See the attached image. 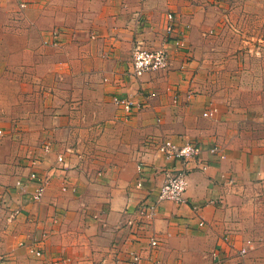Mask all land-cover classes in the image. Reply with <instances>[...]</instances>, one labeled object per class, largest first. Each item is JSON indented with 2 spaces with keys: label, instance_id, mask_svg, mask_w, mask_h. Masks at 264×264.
<instances>
[{
  "label": "crops",
  "instance_id": "1",
  "mask_svg": "<svg viewBox=\"0 0 264 264\" xmlns=\"http://www.w3.org/2000/svg\"><path fill=\"white\" fill-rule=\"evenodd\" d=\"M221 1L0 0V75L10 90L4 110L35 115L39 108L24 112L12 102L38 100L48 87L52 101L42 107L49 139L33 167L11 181L21 177L25 186H0L6 264H127L133 249L139 264H264V118L252 129L237 118L250 107L215 100L197 47L203 21ZM168 11L192 49L176 48L167 36ZM138 41L166 46L169 67L131 76ZM114 95L140 108L127 115ZM213 106L214 116L203 115ZM167 137L202 143L207 167L190 172L185 202L163 200L152 217L142 216L140 201L156 197L172 165L158 151ZM215 145L224 157L210 153ZM31 170L50 176L37 201L26 198L36 187ZM16 207L21 212L10 220ZM30 243L42 255L31 253Z\"/></svg>",
  "mask_w": 264,
  "mask_h": 264
},
{
  "label": "rangeland",
  "instance_id": "2",
  "mask_svg": "<svg viewBox=\"0 0 264 264\" xmlns=\"http://www.w3.org/2000/svg\"><path fill=\"white\" fill-rule=\"evenodd\" d=\"M221 2L217 5L219 10L203 21L198 52L213 83L215 100L226 108L250 107V115L237 118L256 129L257 121L264 118V0ZM188 44L193 46L190 41ZM6 91L10 90L0 75V186L13 187L14 176L33 167L35 159L31 158L49 139L48 117L42 107L52 101L48 87L40 92L38 100L23 97L12 102L17 110L23 108L24 112L29 109L25 107L39 108L35 115L8 116L4 110L9 103L3 97ZM14 91H19L18 86Z\"/></svg>",
  "mask_w": 264,
  "mask_h": 264
},
{
  "label": "built area",
  "instance_id": "3",
  "mask_svg": "<svg viewBox=\"0 0 264 264\" xmlns=\"http://www.w3.org/2000/svg\"><path fill=\"white\" fill-rule=\"evenodd\" d=\"M24 5V4H23ZM178 18L176 12L168 11L166 13V34L167 36L172 37L173 43L176 48L185 49L189 47L186 31L183 32L177 28ZM132 63L129 69V74L131 76L140 77L144 73L160 71L167 69L170 65L169 52L166 46H161L159 48H147L139 41L136 42L132 48ZM177 96L175 95V99ZM114 102L119 105L127 115H131L140 108L138 104L136 105L134 101L123 95H114ZM137 106V107H136ZM218 112V107L213 106L204 110L203 115L205 116H214ZM2 129H0V134ZM50 145L47 144L45 149L49 150ZM158 151L165 157L166 160L172 162V165L168 168H164L163 172L165 178L163 182L157 188L156 197L151 198V192L142 199L138 205V212L142 216L152 217L158 205L163 200H170L174 202H185L186 201V190L189 182V174L194 168H206L207 163H204L201 160V155L204 152V147L202 143L193 140L184 138L183 140L177 142L174 139L167 137L159 145ZM210 153L221 155L224 157V154L221 152V148L218 145H215L209 149ZM35 159L33 162H36ZM59 161H64L65 157L60 154L58 156ZM194 162V166L190 165L191 162ZM138 168L140 170V175L136 182V185L141 187L143 185L144 178V165L139 163ZM28 179L35 182L36 187L33 191L26 194L28 200L37 201L40 200L47 188V184L50 180L49 175H42L37 170H31L28 174ZM26 182L23 179L17 180L16 185L18 187H24ZM64 185V189H66ZM201 204H194L195 209H199ZM21 212V207H16L12 209L8 215L10 220L14 219ZM204 223L202 218L200 224ZM150 244L155 246L158 244V240L154 237H151ZM28 249L31 253L35 255H42V251L37 249L34 243H30ZM242 252H246V248H242ZM141 253L136 250L129 251V260L127 264H139L141 261ZM7 256L5 254H0V264H6Z\"/></svg>",
  "mask_w": 264,
  "mask_h": 264
}]
</instances>
